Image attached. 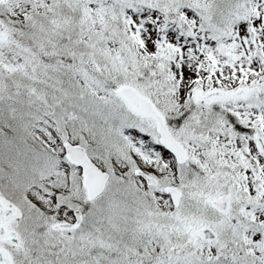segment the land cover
<instances>
[{
	"label": "snow or ice",
	"instance_id": "1",
	"mask_svg": "<svg viewBox=\"0 0 264 264\" xmlns=\"http://www.w3.org/2000/svg\"><path fill=\"white\" fill-rule=\"evenodd\" d=\"M0 264H264V0H0Z\"/></svg>",
	"mask_w": 264,
	"mask_h": 264
}]
</instances>
